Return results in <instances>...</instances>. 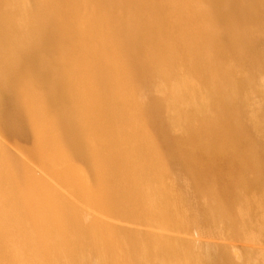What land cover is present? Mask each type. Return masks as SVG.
I'll use <instances>...</instances> for the list:
<instances>
[{"label":"bare ground","instance_id":"bare-ground-1","mask_svg":"<svg viewBox=\"0 0 264 264\" xmlns=\"http://www.w3.org/2000/svg\"><path fill=\"white\" fill-rule=\"evenodd\" d=\"M71 179L118 264H264L200 241L264 232V0H0V264H108Z\"/></svg>","mask_w":264,"mask_h":264},{"label":"rangeland","instance_id":"rangeland-1","mask_svg":"<svg viewBox=\"0 0 264 264\" xmlns=\"http://www.w3.org/2000/svg\"><path fill=\"white\" fill-rule=\"evenodd\" d=\"M7 143H5L6 144L5 146L7 147L8 152L11 153L13 155V157H18L16 159L18 160V162L20 163L21 166L26 161L32 167V169L34 170V172L36 171L35 174L37 173V175L39 174V176H42L43 175V171H42L41 167L38 164H36V165L34 164L33 165V163L30 160H28L29 158H27V155L26 154H29L33 158L36 156L34 153H31L33 151V149H34L33 144L31 142L29 143V142H24V141H17V142H15L17 144V148H13V147H16L14 142H12L14 144H9L8 143L9 145ZM12 145H14V146H12ZM20 145H23L24 147H22ZM10 146H12V147H10ZM19 149L22 150L21 152L24 151V153H21L19 151ZM22 154H24V156H26V158H27L26 160H25V157ZM29 162L32 163V164H30ZM37 165H38V167L36 168L37 169L36 170L35 167ZM39 168L41 169V171L39 170ZM84 171H85V169L84 170L82 169V172H84ZM79 172H80V170L77 172V174L81 175L82 173H79ZM167 172L169 173L170 170L168 169ZM171 174L169 173V175H171ZM69 176L67 175V177H69ZM21 178H22L21 179V182H24L23 176ZM70 182L71 183H70V186H69L68 191L65 188L66 189L65 194L67 193V195H65V197H67V201L70 203V205L76 206V209L79 211V212H77V214L79 215V219H80V221H78V222L81 225L85 226L86 228H88L90 230V234H89L88 238L90 237L91 240H93L95 242V244H97V246H99L98 248L103 249L106 252V254H108L110 256V252L111 251H110L109 247H106L107 244L103 242V239L108 240L110 238L109 235H105V232L103 231V229L100 228V226H99V224H98L97 221H93L95 228H93V226L89 224V221L92 218H95V215L97 214V210H96V208H94L96 204L93 201H91L90 198H88L89 195L83 189L80 188L81 186L79 185V182L76 179H75V181L71 179ZM171 188L172 189L174 188L173 190H175L174 192L171 190V193L173 192V194L171 196L174 197V199L177 198L179 200V201L176 200V202H177V205L178 204L181 205V206L180 205L179 206L181 207V211H182L183 217L185 219V217H188V215L191 212H190V209L188 208V206H186V204H184L185 202H184V198L182 196L183 193L180 191V187H175L173 185ZM73 191H74V193H73ZM176 193L178 195H176ZM176 196H178V197H176ZM248 198H250V200H252L251 198H253V197H249L248 196ZM259 202H264V197H261V199H259ZM256 204L257 203L253 202V205H254L255 208H257ZM232 207H233V209L238 210L240 208V205L237 204V203H233L232 204ZM185 208H186V211L184 210ZM182 209L186 213V216H185V213L183 212ZM256 212H257V215L262 213L260 210H257ZM104 218H105V221L107 223H114L115 222L114 219L112 217H110V216L109 217H106L105 216ZM85 219H87V222H83V220H85ZM69 222H70V225H73L74 224L73 222H76V221H72V222L69 221ZM75 227H76V225H75ZM256 227H257L256 225L253 226V227H250L251 230H247L245 232V236L246 237L244 236L243 238L240 237V239H238V238H235L234 236H231V234L228 235L227 233H219L218 234V233H214L212 231H211L212 232L211 233L210 231H208L207 227L205 226V230L203 231L202 234H200V236L201 235L203 236V234H204V238H202V236H201L202 240L200 239V237H199V239H200V241H203V240L204 241H208V238H209L210 239L209 241H213L215 239L216 241H218V240L219 241H223L222 244H228V243H230L231 245H235L236 246L235 248L236 249L238 248L237 251L240 252V254H239V256H240V255H243L244 254L243 250L245 248L255 249V250H257V249H264V241H263L264 240V232L263 231H260L261 229H259V231H258V227H257V231H256ZM205 231H207L206 232V235L204 233ZM97 232H99V234ZM259 234H261V236H258ZM219 235H220V237H219ZM81 239H86L87 240V238H85L83 235H82V238ZM205 239H207V240H205ZM245 239H246V241H245ZM35 241H37V240H35ZM73 243H75V242H73ZM220 244H221V242H220ZM75 245H76V243H75ZM201 245L202 244H199L198 243V244H194L193 247H194L195 250H198V251H202L203 250L204 251V249H205L204 248V245H203V247ZM245 250H247V249H245ZM71 252H73V249H72ZM113 259H112V257H111V259L108 258V264H118V261L114 257H113ZM74 262H75V260L73 262H71V264H74ZM202 264H205V263L202 261Z\"/></svg>","mask_w":264,"mask_h":264}]
</instances>
